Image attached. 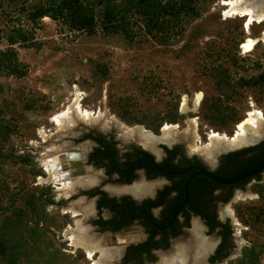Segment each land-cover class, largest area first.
<instances>
[{
	"label": "rangeland",
	"instance_id": "obj_1",
	"mask_svg": "<svg viewBox=\"0 0 264 264\" xmlns=\"http://www.w3.org/2000/svg\"><path fill=\"white\" fill-rule=\"evenodd\" d=\"M38 1L27 0L25 3L4 0L3 13L0 15L1 49L8 46L7 33L16 26L32 32L35 42L41 44L39 49L15 46L21 62L27 65V75L22 78L0 76V106L7 100L10 111L6 115L14 116L20 129V133L14 134L10 142L16 145L18 153L31 155L32 166H45L50 150L62 148L72 142L75 133L86 130L83 126L85 123H78L77 120L71 125L72 128L77 125L72 132H68V129L60 130L50 121L54 114L72 103L76 88L81 94L80 104L84 108L107 113L110 118L115 117L128 127L142 126L135 119H141L147 112L158 111L165 115L178 103L179 112L185 117L173 124L183 130L188 127L189 120L198 116L197 121L201 122L199 136H202L203 142L206 141L202 145L209 142L207 135L202 133L208 130L204 129V125L228 135L235 133L239 122L211 125L202 115V101L206 96L217 93L212 75L216 66L227 68L235 82L264 71V43L257 42L254 50L247 53L242 48L247 38H261L264 20L254 23L249 31L244 27L245 17L225 15L227 6L222 4L223 0H197V14H184L180 22L164 32L147 33L144 20L136 16L132 24L135 36L128 38L123 33L105 34L100 27L95 34L73 31L63 22L49 17L43 18L41 25L35 28L27 20L24 6L28 7ZM233 60L238 62V66ZM102 63L109 67L107 76L95 71V65ZM239 90L240 95L233 104L243 111L244 118L250 110V99L264 107V90L254 87H239ZM199 93H202V101L194 110L193 103ZM185 97L191 107L188 111L182 109ZM30 104L35 105L30 108ZM162 127L159 130H162L161 135ZM119 130L117 133H122ZM41 132H44L45 138ZM243 150L244 147L230 152L221 151L218 156L225 158ZM3 168L0 171V220L3 215L9 214L11 207H22L26 202L25 209L30 213L33 202H25V199L36 189L34 174L11 162L3 165ZM257 181L250 180L242 190L235 191L224 206V209L233 210L229 223L234 234V251L218 264H228L230 260L241 256L244 247L252 243L264 245V231L251 229L235 211L238 202L259 198L251 189V185ZM260 182H264V177L260 178ZM192 229L186 230L177 242H190L195 232ZM202 232L207 238L216 241L215 245L218 243L216 232L205 233L204 228ZM53 237L54 243L61 246L63 236L58 232ZM49 248L50 245L36 247L30 252L26 264H59L62 256L53 251L47 254ZM176 248L174 243L165 254H174ZM69 256L63 264H88L87 260H80L79 256ZM193 258L191 254L189 264ZM160 260L161 257L157 258L155 264ZM259 264H264V255Z\"/></svg>",
	"mask_w": 264,
	"mask_h": 264
},
{
	"label": "flooded vegetation",
	"instance_id": "obj_2",
	"mask_svg": "<svg viewBox=\"0 0 264 264\" xmlns=\"http://www.w3.org/2000/svg\"><path fill=\"white\" fill-rule=\"evenodd\" d=\"M77 121L85 123L86 130L75 133L73 143L47 154L46 160L51 157L60 163L58 176L61 180L40 165L42 171L34 175L36 189L32 192L37 196L35 209L41 206L42 199L46 200L45 216L50 221V236L54 239L58 232L63 236L61 244L65 253L92 264L88 258L90 251L93 261H97L101 256L100 249L113 252L120 246L111 263L155 264L157 258L163 260L164 256V261L160 260L158 264H165L172 255L165 251L174 243L178 248L177 240L186 230L193 228L195 231L198 223L201 233L204 228L205 233L216 232L219 237L214 253L199 264H213V260L218 264L229 257L234 251V234H228L232 230L231 214L224 206L235 191L242 190L238 183L222 185L203 175L196 176L189 183L187 204L180 211L179 208L185 202L186 184L198 168L229 177L230 159L235 153L225 158H219L218 154L233 148L224 147L213 159H206L191 149L187 140L147 144L128 136L124 128L116 124ZM73 128L69 126L68 132ZM119 129L123 134L117 133ZM161 133L162 130L155 134ZM263 142L244 149L257 146L248 153L256 154L262 149ZM262 177L263 173L254 179ZM133 234L139 238L127 241ZM75 236L81 238L77 244L72 242ZM202 236L207 238L204 233ZM180 243L190 245L192 241ZM225 254L226 257H220Z\"/></svg>",
	"mask_w": 264,
	"mask_h": 264
},
{
	"label": "trees",
	"instance_id": "obj_3",
	"mask_svg": "<svg viewBox=\"0 0 264 264\" xmlns=\"http://www.w3.org/2000/svg\"><path fill=\"white\" fill-rule=\"evenodd\" d=\"M12 2L27 0H10ZM197 0H39L28 7L27 20L33 27H39L42 19L49 17L54 21H61L73 31L95 34L100 27L103 33L116 35L123 33L128 38H133L132 24L136 16L144 20V28L147 33L164 32L172 25L180 22L184 14H197ZM4 0H0V15L3 13ZM8 46L0 48V76L8 75L22 78L27 75V65L22 63L15 46L25 48L36 47L41 44L35 42L33 33L28 32L20 26H16L7 33ZM238 66V62L233 60ZM95 71L102 76H107L109 67L107 64H96ZM216 94L206 96L202 101V115L211 125L221 126L229 123H237L243 120L244 114L233 104L238 95L239 87H254L264 90V71L248 79L241 78L233 81L229 70L224 66H216L212 70ZM7 100L0 106V171L3 165L8 162L14 163L17 167L25 169L32 174L41 172L36 166H32L33 160L29 154L17 152L16 145L10 140L14 134H19V123L14 116L6 115L10 111ZM35 104H30L33 108ZM28 106V107H29ZM193 114V113H192ZM191 114V115H192ZM193 116V115H192ZM185 116L180 114L178 103H175L171 110L165 115L160 112H147L141 118L135 119L138 124L145 125L148 129L159 133L165 122L178 123ZM262 149L253 155L252 150L258 147L244 149L233 154L230 159L231 170L229 176H234L249 167L258 157L264 153V142L260 145ZM259 146V147H260ZM250 180H245L237 185L242 189ZM219 185V184H215ZM251 189L259 195L256 200L240 201L235 206V211L240 218L247 223L251 229L264 231V182H257L251 185ZM37 196L30 194L25 202H33L30 213L25 209L27 202L22 207H11L9 214L3 215L0 220V264H23L31 255L30 252L36 247L50 245V251L62 256L59 264H63L70 257L63 251V247L57 246L49 233V219H46V200H41V206L35 209L34 203ZM41 224H43L41 226ZM41 226V227H40ZM213 230V229H212ZM232 230L228 231L231 234ZM31 250L29 251V249ZM227 254L220 256L226 257ZM264 255V245L252 243L243 249L241 256L230 260L228 264H259ZM59 259L58 256H56ZM220 258V259H221ZM215 259V258H214ZM215 263V260L212 262Z\"/></svg>",
	"mask_w": 264,
	"mask_h": 264
},
{
	"label": "bare ground",
	"instance_id": "obj_4",
	"mask_svg": "<svg viewBox=\"0 0 264 264\" xmlns=\"http://www.w3.org/2000/svg\"><path fill=\"white\" fill-rule=\"evenodd\" d=\"M222 4L227 6L224 10L225 15H239L241 17H245L246 20L244 27L249 31L254 23H261L264 20V0H223ZM257 40L258 38H247V40L242 43L244 52L247 53L253 51L255 45L258 42ZM260 41L264 43V32ZM75 95L76 97L68 107H65L61 112L54 114V116L50 119V121L56 124L60 130L68 129L69 126L75 124L77 119L82 120L87 124H116L117 126H122L129 134L128 136L143 140L147 144H154L158 141L168 142L172 140H187L189 142L190 148L196 152H199L206 159H213L214 155L220 152L224 147L227 149L240 148L251 143L257 138L264 136V116L262 117L261 113L257 110L249 112L247 117L238 123L234 134L228 135L217 130H213L209 134V142L202 145V143L199 144L198 142V139L201 140V138L199 136L198 122L196 118L189 120L188 127L184 128L183 130H179L178 125L168 123L163 128V134L159 136L153 131L145 129L141 125L128 127L117 121L115 117L110 118L107 113H103L102 111L95 112L84 108L82 104H80L81 94L79 91H77V88ZM201 97L202 93L197 94L193 103L194 110L197 109ZM182 109L183 111H188L191 109V107L188 105V99L186 97L183 100ZM41 134L44 138L46 137L44 132H41ZM48 158L49 159L45 161V171L49 172L50 175H56V178L58 177V180H61V178L58 176L61 172L59 170L60 163L58 164L55 162L56 160L51 157ZM229 214H233L232 209H230ZM200 230L201 225L197 223L195 226L194 236L191 240L192 243L189 245L178 242L176 254L170 255V257L167 258L169 261L166 260L165 264H189L190 258L188 255L190 252L193 253L194 256L193 261L190 264H199L200 261L203 263L206 259V256H208V253L212 249V246H215V241L213 239L208 240L207 238H204ZM238 230H240V227ZM137 238H139V235L133 234L127 237V241L136 240ZM80 240L81 238L78 236L72 237V242L74 244L79 243ZM119 250L120 246L116 247V250L113 252H108L102 248L100 249L101 256L97 261H93V254L90 251L88 258L91 259L93 262L92 264H110L113 259V255ZM161 261H164V256L163 260Z\"/></svg>",
	"mask_w": 264,
	"mask_h": 264
},
{
	"label": "water",
	"instance_id": "obj_5",
	"mask_svg": "<svg viewBox=\"0 0 264 264\" xmlns=\"http://www.w3.org/2000/svg\"><path fill=\"white\" fill-rule=\"evenodd\" d=\"M260 40H261V38H258L257 41L260 42ZM262 140H264V136L255 139L254 141H252L251 143H249L243 147L245 148V147L255 146V145L259 144ZM261 173L264 174V153L260 157H258L249 167H247L245 170H243L242 172H240L234 176H229V177L219 176V175L213 173L211 170H206L204 168H198L197 172L190 178V180L186 184L185 202L179 208V211L188 202V199H189V190H188L189 183L196 176L203 175V176L207 177L208 179H210L216 183L222 184V185H235V184L240 183V182L245 181V180H253L257 175H259ZM123 247H125V245H123ZM215 248H216V245L212 247V249L208 253V256L206 257L204 262H206L208 260L209 256L212 253H214Z\"/></svg>",
	"mask_w": 264,
	"mask_h": 264
},
{
	"label": "built area",
	"instance_id": "obj_6",
	"mask_svg": "<svg viewBox=\"0 0 264 264\" xmlns=\"http://www.w3.org/2000/svg\"><path fill=\"white\" fill-rule=\"evenodd\" d=\"M73 97L75 98L76 97V95H75V93H74V95H73ZM73 98V99H74ZM201 101H202V99H201ZM201 101H200V103H201ZM248 104H249V108H250V110L249 111H247L246 113H245V117H247V115H248V113L249 112H251V111H253V110H257V111H259L260 113H261V116L263 117L264 116V107H260V106H258L252 99H250V101L248 102ZM197 113V112H196ZM193 118H196L197 120H198V116H195V117H193ZM198 122V121H197ZM200 124H201V122H198V132H199V126H200ZM164 127V126H163ZM162 127V128H163ZM203 127V126H202ZM208 129V130H204V131H202V133H203V135L204 136H206L207 135V140L209 139V134L214 130L213 128H208V125H204V129ZM200 134V133H199ZM200 138H201V140H199V144L200 143H205V142H203V140H202V136H200ZM45 168V167H44Z\"/></svg>",
	"mask_w": 264,
	"mask_h": 264
}]
</instances>
